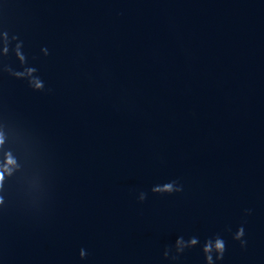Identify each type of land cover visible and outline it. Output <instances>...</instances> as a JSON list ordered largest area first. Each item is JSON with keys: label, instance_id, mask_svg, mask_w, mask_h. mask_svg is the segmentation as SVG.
Masks as SVG:
<instances>
[{"label": "water", "instance_id": "1", "mask_svg": "<svg viewBox=\"0 0 264 264\" xmlns=\"http://www.w3.org/2000/svg\"><path fill=\"white\" fill-rule=\"evenodd\" d=\"M0 264H264V0H0Z\"/></svg>", "mask_w": 264, "mask_h": 264}, {"label": "clouds", "instance_id": "2", "mask_svg": "<svg viewBox=\"0 0 264 264\" xmlns=\"http://www.w3.org/2000/svg\"><path fill=\"white\" fill-rule=\"evenodd\" d=\"M217 248H218V249L222 248V245L218 243V244H217Z\"/></svg>", "mask_w": 264, "mask_h": 264}]
</instances>
